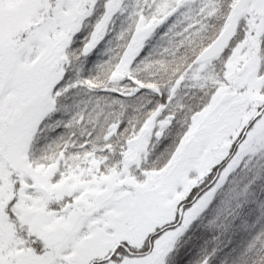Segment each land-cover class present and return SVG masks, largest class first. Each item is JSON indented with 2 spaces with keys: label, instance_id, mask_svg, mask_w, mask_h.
Here are the masks:
<instances>
[{
  "label": "snow or ice",
  "instance_id": "6c2138e0",
  "mask_svg": "<svg viewBox=\"0 0 264 264\" xmlns=\"http://www.w3.org/2000/svg\"><path fill=\"white\" fill-rule=\"evenodd\" d=\"M0 264H264V0H0Z\"/></svg>",
  "mask_w": 264,
  "mask_h": 264
}]
</instances>
